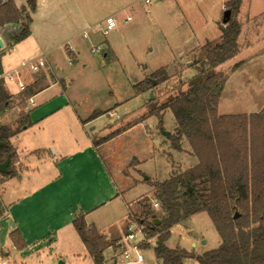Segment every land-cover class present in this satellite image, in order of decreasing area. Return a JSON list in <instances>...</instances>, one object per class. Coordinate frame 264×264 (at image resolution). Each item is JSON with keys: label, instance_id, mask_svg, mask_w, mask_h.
Masks as SVG:
<instances>
[{"label": "rangeland", "instance_id": "obj_1", "mask_svg": "<svg viewBox=\"0 0 264 264\" xmlns=\"http://www.w3.org/2000/svg\"><path fill=\"white\" fill-rule=\"evenodd\" d=\"M41 1L42 8L50 10L51 21L57 24L68 25L74 21L75 13L81 14V17H76L77 25L73 33L85 30L88 37L78 35L76 40L65 43L79 52L72 56V62H69L61 41L44 48L48 51L45 54L50 68L48 79L50 82L62 80L70 84L64 95L75 104L82 118L94 120L87 131L95 127L93 132L97 133L101 127H111L102 132L95 142L101 145L98 153L121 187H126L133 178L140 181V185L125 195V200L134 201L149 190L147 181L161 182L173 172L194 166L197 158L190 154L185 139L182 140V151L170 148L162 130L173 133L176 121L170 108L162 111L159 108L190 84L197 72L193 62L206 39L219 41L220 27L226 25L221 20L227 0H152L149 5L143 0ZM18 2L26 5V0ZM110 15L114 16L117 24L104 36L101 33L103 20ZM127 15L131 16V20L124 22ZM232 19L240 27L237 52L215 69L225 77L217 113L264 112V0H242ZM15 42L14 46L21 49L27 40L23 38ZM92 48L98 51L92 52ZM7 49L0 59L4 55L3 59L16 62L19 66L22 61L17 60L18 56L12 48ZM159 68H163L165 73L154 77L153 72ZM32 73L22 69L23 78L32 76ZM160 78L163 80L160 81ZM4 83L10 93L20 95L15 83L8 80ZM135 89L146 90L136 93ZM149 93H152V98ZM108 111L112 112L111 115L107 114ZM139 122L142 124L136 125ZM40 125L10 139V143L28 151L45 147V153H48L54 146L51 142L62 137L65 139L67 132H72L66 128L50 131ZM133 125L136 126L130 133L121 134L122 129ZM25 156L30 161L27 165L33 169L32 172L36 174L34 167L41 170L40 163L34 159L36 156L29 153ZM14 167L18 171V166ZM50 174L43 171L40 182ZM145 177H148L146 182ZM6 181L0 176V196L11 190ZM152 195L153 190L149 192V198ZM137 204L134 203L131 210L135 211ZM94 217L90 216L89 221ZM122 221L112 225L110 229L118 231L110 233L108 229H102L110 224L105 217L102 232L110 237L119 232L123 236ZM112 241L113 250L105 251V257L111 260L104 263L112 264L115 255L117 260L121 259L120 253L125 247L118 239ZM138 241L139 236L129 243L132 245ZM220 243L221 238L207 213L199 212L186 221L174 224L165 245L171 249H184L193 255L184 258L183 264H198L195 256L217 248ZM154 246L155 237L148 238L146 235L145 241L139 244L143 261L138 264H162L161 259L154 255ZM68 257L54 256L55 264L88 263L87 256H81L80 260Z\"/></svg>", "mask_w": 264, "mask_h": 264}, {"label": "trees", "instance_id": "obj_2", "mask_svg": "<svg viewBox=\"0 0 264 264\" xmlns=\"http://www.w3.org/2000/svg\"><path fill=\"white\" fill-rule=\"evenodd\" d=\"M241 1H226L225 10L231 14L225 27H220L219 41H206L200 47L193 62L197 72L190 84L159 108H170L176 121L174 132L168 137L170 148L182 151L185 139L190 154L197 158L194 166L154 182L152 198L142 196L138 200L139 213L129 218L143 227L148 238L155 237L154 255L162 264H183L184 258L193 257L184 249H171L165 243L174 224L199 212L207 213L221 243L195 256L198 264H264V112L217 113L225 77L215 69L237 52L240 27L232 14L238 11ZM35 8L36 0H26L21 8L13 0H6L0 4V30L7 24L17 25L15 41L25 38ZM164 73L159 68L153 76ZM143 90L146 89H135L136 93ZM10 103L11 96L0 79V114ZM18 107L17 127L0 126V141L4 143L0 162L10 159L7 171L0 173L4 180L17 174V154L9 139L30 124L25 104L19 102ZM153 200L158 203L157 209L152 206ZM3 215L0 197V218ZM72 226L93 264H105L103 251L113 246V241L88 224L82 213L75 214ZM9 238L16 249L25 246L17 230H12Z\"/></svg>", "mask_w": 264, "mask_h": 264}, {"label": "crops", "instance_id": "obj_3", "mask_svg": "<svg viewBox=\"0 0 264 264\" xmlns=\"http://www.w3.org/2000/svg\"><path fill=\"white\" fill-rule=\"evenodd\" d=\"M5 1L0 0V4ZM18 1L13 0L15 6L23 7L24 5ZM76 17H81V14L75 13L74 21L68 25L54 23L51 21L50 10L42 8V1L36 0L35 11L31 14L29 34L25 37L27 42L24 46L22 45L21 49H18L14 46L16 35H12L5 41L6 46L0 50L1 56L8 50L7 48H12L19 62L38 57H42L45 61L37 73L31 71L32 76L26 75V78H23L22 69H20L18 79L9 81L15 83L17 88L19 81L25 85L24 90L18 88L20 95L10 93L4 83L6 79H2L5 89L11 96V103L0 114V126H8L12 123V127L10 126L12 129L17 127L19 102L25 104V111L30 121L29 126H22L19 132L10 139L19 137L39 124L41 128L50 131H61V128L72 131L67 132V138L62 137L59 141L51 142L54 146H52V152L48 153H45V147H40L38 151H28L18 149L10 143L17 154L15 165L18 166V171L15 177L6 181V184L11 185V190L0 196L4 207V215L0 218V261L2 264H55V258L68 256L73 260H80L81 256L84 258L87 256V264H93L72 226L75 214H84L86 222L94 225L106 239H118L121 242L126 234L129 215L139 213V205L137 204L135 211L131 210L132 205L142 196L149 197V192L153 189L154 182L147 181L150 186L149 190L144 191L134 201L125 200V195L133 187L140 185V181L133 178V181L126 187H121L114 180L98 153L101 145L95 142L102 132L110 130L111 127H101L97 133L93 132L96 130L95 127L87 131L86 129L94 120L82 118L75 104L64 95L65 89L70 87V84H65L62 80L50 82L48 79L50 68L45 59L48 51H44V48L61 41L67 55L72 57L79 52L69 53L66 49L68 44L65 43L69 40H76L78 35L88 37V32L85 30L73 33L77 25ZM206 41L212 40L206 39ZM3 57L0 59L2 74L18 68L16 62L13 63ZM108 113L112 112L108 111ZM8 116H10L9 119H7ZM140 124L142 123L139 122L136 125ZM136 125L122 129L121 134L130 133ZM26 153L36 156L34 159L40 163L41 170L34 167L36 174L27 165L30 161L25 156ZM43 171L51 174L40 182ZM147 178L144 179L145 182ZM90 216H95L92 221H89ZM105 217L110 224L102 229H108L110 233H116L118 230L110 229V227L123 220L121 226L123 236L119 232L110 237L106 232H102L101 226L104 225ZM12 230L19 232L25 244L22 249H16L9 238ZM107 249L113 250L112 246H109L103 251L104 261L111 260L105 257ZM64 263L60 262V264Z\"/></svg>", "mask_w": 264, "mask_h": 264}, {"label": "built area", "instance_id": "obj_4", "mask_svg": "<svg viewBox=\"0 0 264 264\" xmlns=\"http://www.w3.org/2000/svg\"><path fill=\"white\" fill-rule=\"evenodd\" d=\"M152 0H143V3L146 5L151 4ZM224 9V7H223ZM225 10V9H224ZM131 16L127 15L124 19V22L130 21ZM103 28L101 29L102 35H106L110 30H112L117 22L113 15L107 16L103 20ZM66 49L69 53L74 54L76 51L74 47L70 45H66ZM91 51H98L97 48H92ZM69 62H72V57H69ZM45 63L44 59L42 57H38L35 59H29L26 61H22L18 68L13 69L10 72H7L5 74L0 75V79H6L8 81H14L15 79H18L19 71L20 69H28L30 71H37L41 66H43ZM18 88L19 90H24L25 85L18 82ZM31 102V100H30ZM111 114V113H108ZM153 207H158V203L156 201H152ZM139 236V241L136 244H130L129 242L132 240H135L136 237ZM146 239V233L143 231V227L139 225L135 221H129L127 228H126V234L124 235V238L121 240L120 244L123 245L125 248L120 253L121 259L117 260V256H114V260L112 264H138L143 261V257L141 254V250L139 247V244L142 241H145ZM0 264L2 262L0 261Z\"/></svg>", "mask_w": 264, "mask_h": 264}, {"label": "water", "instance_id": "obj_5", "mask_svg": "<svg viewBox=\"0 0 264 264\" xmlns=\"http://www.w3.org/2000/svg\"><path fill=\"white\" fill-rule=\"evenodd\" d=\"M230 10H225L222 14V24H226L228 20L230 19ZM19 33V26L7 24L0 30V50H2L6 45L5 41H7L12 35H18ZM10 45L12 44L11 41L8 42ZM154 84V82H153ZM150 97L152 98V93H149ZM162 133L165 135V137H169V133L162 130ZM4 143L0 141V147L3 146ZM9 157L5 159V161L0 162V173H5L7 171V166L9 164ZM147 178V177H145ZM237 216V213L234 214V218ZM155 223H158V220H155Z\"/></svg>", "mask_w": 264, "mask_h": 264}]
</instances>
